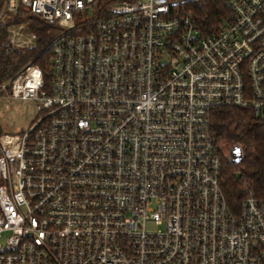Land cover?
Returning a JSON list of instances; mask_svg holds the SVG:
<instances>
[{
  "label": "built area",
  "instance_id": "obj_1",
  "mask_svg": "<svg viewBox=\"0 0 264 264\" xmlns=\"http://www.w3.org/2000/svg\"><path fill=\"white\" fill-rule=\"evenodd\" d=\"M191 1L0 0L2 46H36L30 14L58 29L47 82L32 61L0 81L36 111L0 134V264H264V202L230 212L210 128L264 121V0H213L210 33Z\"/></svg>",
  "mask_w": 264,
  "mask_h": 264
},
{
  "label": "trees",
  "instance_id": "obj_2",
  "mask_svg": "<svg viewBox=\"0 0 264 264\" xmlns=\"http://www.w3.org/2000/svg\"><path fill=\"white\" fill-rule=\"evenodd\" d=\"M187 8L199 18L205 33H210L228 11L222 2L213 0H193ZM27 18L31 30L37 35V44L25 52L2 46L5 34L0 28V81L30 61L41 68L45 82L48 80L51 54L47 46L58 29L35 15L30 14ZM82 33L85 31L74 32ZM210 128L217 140L222 139L227 146L238 145L242 149L238 163L224 154L221 157L219 186L230 212L237 214L241 203L250 194L264 202V121L249 108H217L211 113Z\"/></svg>",
  "mask_w": 264,
  "mask_h": 264
},
{
  "label": "rangeland",
  "instance_id": "obj_3",
  "mask_svg": "<svg viewBox=\"0 0 264 264\" xmlns=\"http://www.w3.org/2000/svg\"><path fill=\"white\" fill-rule=\"evenodd\" d=\"M89 17H94L91 13ZM36 116L35 106L30 101L12 100L0 94V130L3 134H14L27 128ZM222 154L227 156L229 146L220 139ZM147 229L155 231L156 226L148 223Z\"/></svg>",
  "mask_w": 264,
  "mask_h": 264
},
{
  "label": "water",
  "instance_id": "obj_4",
  "mask_svg": "<svg viewBox=\"0 0 264 264\" xmlns=\"http://www.w3.org/2000/svg\"><path fill=\"white\" fill-rule=\"evenodd\" d=\"M227 156L231 161L238 163L242 158L241 147L238 145L231 146L228 150Z\"/></svg>",
  "mask_w": 264,
  "mask_h": 264
}]
</instances>
